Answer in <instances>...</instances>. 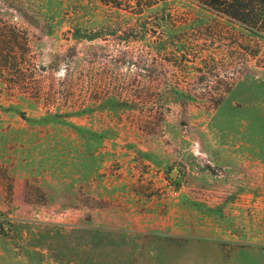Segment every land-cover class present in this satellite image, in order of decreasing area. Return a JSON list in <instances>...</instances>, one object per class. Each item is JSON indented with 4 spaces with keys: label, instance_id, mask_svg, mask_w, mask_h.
Wrapping results in <instances>:
<instances>
[{
    "label": "rangeland",
    "instance_id": "rangeland-1",
    "mask_svg": "<svg viewBox=\"0 0 264 264\" xmlns=\"http://www.w3.org/2000/svg\"><path fill=\"white\" fill-rule=\"evenodd\" d=\"M0 25L27 39L0 68V264H264V42L193 0H0Z\"/></svg>",
    "mask_w": 264,
    "mask_h": 264
},
{
    "label": "trees",
    "instance_id": "trees-1",
    "mask_svg": "<svg viewBox=\"0 0 264 264\" xmlns=\"http://www.w3.org/2000/svg\"><path fill=\"white\" fill-rule=\"evenodd\" d=\"M161 1L165 0H101L103 4L131 11L143 13ZM212 11L217 19L239 26L244 31V38L236 41L242 55H257L264 42V0H193ZM221 28L220 24L209 25V33H215ZM15 27L0 25V68L13 69L18 75H23L19 54L27 46V39L21 36ZM25 47V48H24ZM21 50V51H20ZM178 57V56H177ZM235 80V79H234ZM234 80H219L214 85L215 94L209 96L213 108L219 106L225 94L231 91ZM21 81V78L18 80Z\"/></svg>",
    "mask_w": 264,
    "mask_h": 264
}]
</instances>
